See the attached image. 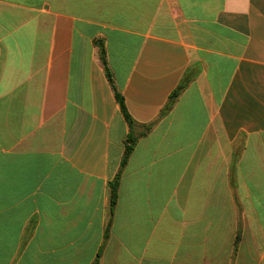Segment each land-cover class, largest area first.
<instances>
[{"label":"crops","instance_id":"crops-1","mask_svg":"<svg viewBox=\"0 0 264 264\" xmlns=\"http://www.w3.org/2000/svg\"><path fill=\"white\" fill-rule=\"evenodd\" d=\"M0 264H264V0H0Z\"/></svg>","mask_w":264,"mask_h":264},{"label":"trees","instance_id":"trees-1","mask_svg":"<svg viewBox=\"0 0 264 264\" xmlns=\"http://www.w3.org/2000/svg\"><path fill=\"white\" fill-rule=\"evenodd\" d=\"M99 49H100V56L102 59V63L105 64L104 48L102 45H99ZM108 80L111 83L112 89L114 91V96H115L116 102L120 108V112H121L125 122L127 123L128 127H129V134H128L126 140L124 141V151H123V156H122V159L120 162L119 171L116 174V176L114 177V179L112 181H110V183H109V188H110L109 213H110V216H112L113 209H114V206H115L116 201H117V191H118V185H119V180H120V175H121L122 169L124 168L125 164L127 163L138 139L147 135L150 132V130L152 129L154 124L152 123L149 125H137L132 120L130 115L128 114L126 107H125L124 99L121 96V94L117 92V90L114 87L112 80H111L109 75H108ZM184 89H185V84L182 82L172 92V94L170 95V97L168 99V102L166 103V105L164 106V108L161 110V112L159 114L160 118H162L163 116H165L168 113V111L172 108L173 104L178 99V97L180 96V94L183 92ZM138 127L140 128V131L135 133L134 130H135V128H138ZM239 238H240V230L238 229L236 239H235L236 240V242H235L236 246H237Z\"/></svg>","mask_w":264,"mask_h":264}]
</instances>
